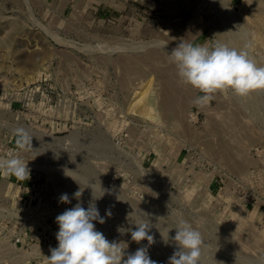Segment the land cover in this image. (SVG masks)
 Segmentation results:
<instances>
[{
    "label": "rangeland",
    "instance_id": "1",
    "mask_svg": "<svg viewBox=\"0 0 264 264\" xmlns=\"http://www.w3.org/2000/svg\"><path fill=\"white\" fill-rule=\"evenodd\" d=\"M181 41L250 45L264 67V0H0V160L29 169L0 168V264H49L55 218L99 183L95 228L125 259L168 264L182 218L203 264H264V90L197 106L169 56ZM139 210L151 245L128 231Z\"/></svg>",
    "mask_w": 264,
    "mask_h": 264
},
{
    "label": "clouds",
    "instance_id": "2",
    "mask_svg": "<svg viewBox=\"0 0 264 264\" xmlns=\"http://www.w3.org/2000/svg\"><path fill=\"white\" fill-rule=\"evenodd\" d=\"M249 47L245 45L243 50H237L217 42L210 48L206 44L194 45L181 41L169 56L177 68L180 80L203 94L193 101L197 106H203L212 101L219 91L231 90L239 97H246L253 91L264 90V67L258 66L250 57L247 51ZM0 168L6 169L18 179L29 177L27 163L21 159L0 160ZM87 187L92 189V201L87 208L78 202L55 218L59 225L56 233L58 247L50 250L51 255L47 258L49 264H157L150 258L147 247H140L134 253L127 254L125 259V249L120 243L110 242L102 232L96 230L94 221L100 224L105 221L95 201L108 190L103 189L99 183L101 195L96 196L95 184ZM73 195L79 201L82 191ZM59 200L61 203H71L67 193L62 194ZM139 212L142 215L133 222L135 230L128 231L133 241L139 243L147 240L151 245L154 237L149 232L153 225L148 219V213ZM106 214L111 215L110 212ZM171 229H175L171 239L177 250L169 258L168 264H203L204 240L201 232L182 218H178L175 227ZM168 234L167 237L162 236L165 243L169 240Z\"/></svg>",
    "mask_w": 264,
    "mask_h": 264
},
{
    "label": "bare ground",
    "instance_id": "3",
    "mask_svg": "<svg viewBox=\"0 0 264 264\" xmlns=\"http://www.w3.org/2000/svg\"><path fill=\"white\" fill-rule=\"evenodd\" d=\"M258 102H259V101H258ZM149 184H150V183H149ZM97 185H98V184H97ZM97 185H96V186H97ZM112 197H113V196H112ZM108 199H109V198H108ZM114 199H115V198H114ZM116 199H117V198H116ZM112 203H113V202H112ZM67 205H68V204H67ZM101 207H102V206H101ZM103 207H104V206H103Z\"/></svg>",
    "mask_w": 264,
    "mask_h": 264
}]
</instances>
